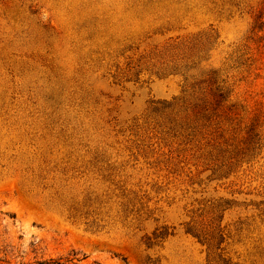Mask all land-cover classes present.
<instances>
[{"label": "rangeland", "instance_id": "obj_1", "mask_svg": "<svg viewBox=\"0 0 264 264\" xmlns=\"http://www.w3.org/2000/svg\"><path fill=\"white\" fill-rule=\"evenodd\" d=\"M261 2L0 0V264H264Z\"/></svg>", "mask_w": 264, "mask_h": 264}, {"label": "trees", "instance_id": "obj_2", "mask_svg": "<svg viewBox=\"0 0 264 264\" xmlns=\"http://www.w3.org/2000/svg\"><path fill=\"white\" fill-rule=\"evenodd\" d=\"M251 33L255 36L257 41H262L264 39V34L261 32L264 31V0H262L260 7L256 11L253 19V23L251 26ZM211 93L213 95L214 103L211 107L212 109H216L224 100L228 98V90H226V87L222 85H215L214 88H211ZM202 111H205L207 109V105H202L200 107ZM249 132H254V124H252V127H250ZM74 258V257H73ZM71 259H65V261H59L54 259H49L48 261H38L37 264H65L66 261H69Z\"/></svg>", "mask_w": 264, "mask_h": 264}]
</instances>
